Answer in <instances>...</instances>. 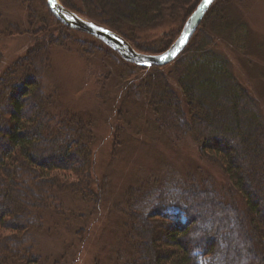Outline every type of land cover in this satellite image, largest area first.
<instances>
[{"label":"trees","instance_id":"1","mask_svg":"<svg viewBox=\"0 0 264 264\" xmlns=\"http://www.w3.org/2000/svg\"><path fill=\"white\" fill-rule=\"evenodd\" d=\"M22 1L20 7L27 12L29 25L41 22L47 33L42 35L45 41L0 74V264H67L64 257L50 259L39 252V239L50 220L66 216L68 199L83 202L84 207L102 200L94 190L97 122L60 108L57 94L47 84L52 68L49 49L53 45L67 48L65 41L72 42L67 34L75 31L67 28L58 38L53 37L50 28L61 22L47 0V11L42 14L33 8V0ZM114 1L115 10L104 12L105 16L96 13L92 0H81L83 11L66 0L60 3L122 36L135 49L161 54L165 49L159 53L137 45L135 28L186 21L202 0ZM238 1L217 0L213 4L207 17L212 20L210 28L199 31L181 56L167 66V73L162 71L165 67L129 63L102 43L118 61L116 99L122 94L121 101L131 100L128 113L139 114L142 128L163 135L172 131L178 141L192 138L200 158L216 165L227 179L225 191L229 194L223 196L207 178L197 185L192 176L182 177L172 167L160 166L137 187L124 190L121 205H114L115 217L120 223L121 215L124 219V251L118 254L120 260H126L124 264H203L206 258L207 264H216L217 240L222 236L207 233L206 227L198 230L195 222L209 213L210 223L216 222L219 233L235 237L231 243L237 248L226 252L223 264H264V102L234 74L230 60L216 50V39L225 38L227 31L238 36L237 45L229 42L237 52L246 44L248 27L243 24L233 30L230 26L234 23L227 21L230 2L237 5ZM98 2L108 5L107 0ZM20 32L18 25H10L3 34ZM1 61L0 52V65ZM108 78L102 86L104 95ZM101 99L104 101L103 95ZM233 193L242 198L243 212ZM81 208L76 206L79 211ZM157 208L163 215H152ZM170 208L174 209L167 212ZM150 217L160 220L149 221ZM165 218L173 223L165 225ZM230 221H238L237 226L232 227Z\"/></svg>","mask_w":264,"mask_h":264},{"label":"rangeland","instance_id":"2","mask_svg":"<svg viewBox=\"0 0 264 264\" xmlns=\"http://www.w3.org/2000/svg\"><path fill=\"white\" fill-rule=\"evenodd\" d=\"M44 1L46 2V0H33L32 4L33 8L41 14L44 10L47 11ZM66 1L80 11L85 10L81 0ZM107 2L108 5H103L99 4L98 0H92L96 13L105 16L104 12L114 11L115 1L107 0ZM21 3L24 1L0 0V52L2 54L0 74L16 60L24 57L29 50L34 49L41 43L40 41L46 40L42 37L47 33L46 27L41 22L37 25H29L27 12L20 7ZM230 4L233 8L227 9V21L234 23L230 26H234L233 30L243 24L248 27L246 44L243 45L244 50L240 47L241 51L237 52L229 42L237 45L235 41H238V36L235 31H231L232 33L227 31L225 38L216 39V50L230 60L234 74L264 102V0H241L237 5L232 2ZM209 13L192 40L202 28H210L212 20L207 18ZM78 16L92 22L83 15ZM186 22L185 19L175 22L169 20L150 28H135L133 38L135 43L145 50L154 49L161 53L162 50L166 51L174 44ZM215 23L219 22L215 21ZM61 24L54 22L50 28L53 37L58 38L56 36L60 34L59 32H65L64 29L68 28ZM10 25H18L20 34L5 36L3 33ZM73 32L67 34L72 40V42L65 41L67 48L53 45L49 49L52 68L48 72L47 84L52 87L51 91L54 90L57 94L60 108L78 112L81 116L87 119L92 118L97 122L98 143L94 153L96 163L94 190L96 194L101 195L102 200L97 204L88 202L86 203L88 206L84 207L81 205L84 204L83 202L78 203L68 199L65 204L69 209L65 216L67 218L50 220V223L44 227L43 237L39 239V252L41 251L50 259L64 257L65 260H63L67 264H124L126 260L119 259V255L124 251V247L122 248V238L126 235L123 227L124 219L121 215L120 223L113 214L114 205H121L124 190L127 192L130 188L137 187L145 176L157 173L160 166L161 169H165V166L172 167L173 172H178L182 177L192 176L194 178L192 180L197 185L203 182L202 179L207 178L214 183L217 191L223 196L229 195L225 191L228 187L227 179L216 165L200 158L197 147L193 141L191 142L192 138L187 137L178 141L172 131L163 135L156 133L152 128H142L144 122L141 123L142 118L140 119L139 114L128 113V107L132 105L131 100L124 102V100L121 101L122 94L117 99L114 95V85L118 84L114 76L115 71L118 70L116 56L95 37L76 30ZM137 51L150 54L141 50ZM169 65L164 66L162 71L169 72L170 67L167 68ZM107 73H110L109 78L106 77ZM107 78L109 79L108 92L104 95L102 86ZM99 93H101L100 97ZM102 95L104 101L101 99ZM141 129L143 130L140 131ZM173 142L175 146H172ZM162 159L166 161L164 164ZM166 169L167 172L170 171ZM176 190V188L173 189L174 195L177 193ZM232 197L237 208L243 212L242 198L236 193H233ZM76 206H82L81 210L76 209ZM173 209L170 208L167 212H172ZM203 210L210 212V209L206 207ZM159 212L163 215L158 208L152 215H159ZM210 215L209 213L205 218L197 219L196 228L200 230L206 227L207 233H217L222 236L219 241L217 240L219 249L215 259L216 264H223L226 252L237 248L235 242L231 243L235 237L228 233H219L216 230V222L210 223L212 217ZM148 220L154 222L160 219L150 217ZM163 222L168 225L173 223V220L165 218ZM230 223L232 227H235L238 221H234L233 224L230 221ZM191 233L194 234V231ZM195 233L198 231L196 230ZM204 260L203 264L209 262V258Z\"/></svg>","mask_w":264,"mask_h":264},{"label":"water","instance_id":"3","mask_svg":"<svg viewBox=\"0 0 264 264\" xmlns=\"http://www.w3.org/2000/svg\"><path fill=\"white\" fill-rule=\"evenodd\" d=\"M216 1L217 0H212L211 4H209L203 10H200L201 5L203 3L202 0L195 12L189 17L187 22L184 24V27L174 44H172V46L168 50L161 54H143L138 52L122 36L93 22L87 21L79 17L74 12L66 9L60 3V0H54V2L51 4L49 3V0H47V3L54 16L58 19V21H60L68 28L84 32L95 37L112 50L118 52L121 57L129 63L135 64L143 68H151L152 66L164 67L173 63L186 50L198 27L202 23L203 18ZM100 29H104V31H100ZM183 36H187V42L182 47H179V41ZM174 51L176 54L174 56H171L170 54ZM165 55H169L170 58L166 61L161 60L160 57Z\"/></svg>","mask_w":264,"mask_h":264},{"label":"snow or ice","instance_id":"4","mask_svg":"<svg viewBox=\"0 0 264 264\" xmlns=\"http://www.w3.org/2000/svg\"><path fill=\"white\" fill-rule=\"evenodd\" d=\"M54 0H49V3H53ZM212 0H203V3L201 5V8L200 10H203L204 8H206L209 4H211ZM92 27H95V26H92ZM100 31H104V29H100ZM187 42V36H183L181 37L180 41H179V47H182L185 43ZM176 53L175 51L172 52L170 55L171 56H174ZM169 55H165V56H161L160 59L163 60V61H166L167 59H169Z\"/></svg>","mask_w":264,"mask_h":264},{"label":"bare ground","instance_id":"5","mask_svg":"<svg viewBox=\"0 0 264 264\" xmlns=\"http://www.w3.org/2000/svg\"><path fill=\"white\" fill-rule=\"evenodd\" d=\"M209 11H210V10H209ZM209 11H208V12H209ZM208 12H207V13H208ZM206 15H207V14H206ZM206 15H205V16H206ZM204 18H205V17H204ZM204 18H203V20H204ZM203 20H202V22H203Z\"/></svg>","mask_w":264,"mask_h":264}]
</instances>
